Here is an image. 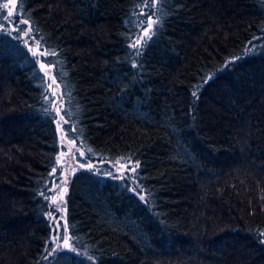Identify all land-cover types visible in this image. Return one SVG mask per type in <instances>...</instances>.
I'll use <instances>...</instances> for the list:
<instances>
[{"label": "trees", "instance_id": "trees-1", "mask_svg": "<svg viewBox=\"0 0 264 264\" xmlns=\"http://www.w3.org/2000/svg\"><path fill=\"white\" fill-rule=\"evenodd\" d=\"M151 1L15 0L16 29H0V264H264V0ZM27 27L67 137L138 164L144 196L109 169L76 171L69 247L51 253L59 132Z\"/></svg>", "mask_w": 264, "mask_h": 264}, {"label": "rangeland", "instance_id": "rangeland-1", "mask_svg": "<svg viewBox=\"0 0 264 264\" xmlns=\"http://www.w3.org/2000/svg\"><path fill=\"white\" fill-rule=\"evenodd\" d=\"M151 3L153 5L152 8H154L155 0H152ZM4 5H7L6 9L4 8ZM5 12L9 15L4 16ZM15 15V0H4L3 2L0 0V16H4V19L0 20V29L13 32L16 29L14 26ZM154 23V16L149 14L146 21L140 26L139 30L135 34L131 45L136 41H140V48L144 44L143 40L145 38V32H147L150 36ZM145 24H149L151 27L146 28ZM29 32V27H27L22 36L25 44L32 54L39 50V58L37 60L44 75L48 78L46 93L47 95L52 96L53 110L56 114V125L59 132V152L56 166L54 168L55 172L51 173L48 188L46 189L50 204V211L47 213V218L51 227V238L48 252L51 253L55 249H65L69 247V234L66 225L65 197L68 184L76 171L80 169H87L100 173L101 170L109 169L110 176L115 178H126L129 181L131 190L143 199L144 196L142 195L139 186L135 183V173L137 167H135L134 171L131 170L132 166L136 165L135 162L118 161L112 163L107 160H96L87 157L82 147L73 139L67 137L63 129L65 120L62 116L63 100L60 86L54 77L53 67L46 64L43 60V57L45 56L43 54L45 52L44 49L39 43H36L29 37ZM49 85H51V87H49ZM57 227H59V232L57 231Z\"/></svg>", "mask_w": 264, "mask_h": 264}, {"label": "snow or ice", "instance_id": "snow-or-ice-1", "mask_svg": "<svg viewBox=\"0 0 264 264\" xmlns=\"http://www.w3.org/2000/svg\"><path fill=\"white\" fill-rule=\"evenodd\" d=\"M4 8L6 9L7 8V5H4ZM7 15H9L7 12H5L4 13V16H7ZM4 16H0V20H3L4 19ZM158 23V22H157ZM145 27L146 28H149V27H151V25H149V24H145ZM144 40H143V43H144V45L146 46L147 45V43H148V41L151 39V36H149L148 34H147V32H145V34H144ZM36 43H38V41H35ZM139 46H140V41H136V42H134L132 45H131V48L132 49H134V50H136L135 51V54L137 55V56H139L140 55V51H139ZM44 55H48V53L45 51L44 53H43ZM52 55H56V53H52ZM39 58V50H37V52H34L33 53V60L35 61V60H37ZM50 63H54L53 61H50ZM49 87H51V85H49ZM193 96H194V98H195V93H193ZM73 129L71 128V127H69V131L71 132ZM54 162H55V160H54ZM139 165L137 164V165H134V166H132V168H131V170L132 171H134L135 170V167H138ZM52 172L54 173L55 172V169H53L52 170ZM41 196L43 197L44 196V193H41ZM57 231L59 232V227H57Z\"/></svg>", "mask_w": 264, "mask_h": 264}]
</instances>
